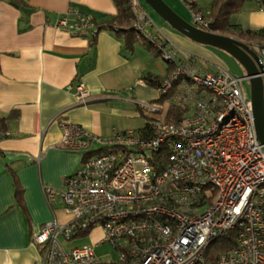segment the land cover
<instances>
[{"label": "built area", "instance_id": "obj_1", "mask_svg": "<svg viewBox=\"0 0 264 264\" xmlns=\"http://www.w3.org/2000/svg\"><path fill=\"white\" fill-rule=\"evenodd\" d=\"M129 5L132 28L148 38L147 14L138 0ZM193 18L209 31L201 15ZM53 28L91 39L105 27L71 7ZM160 50L164 61L173 60L168 48ZM258 56L264 101V46ZM179 76L199 88L183 95L195 112L181 125L153 121L143 137L128 131L109 140L64 127L66 148L107 151L88 156L79 171L64 179L59 198L72 219L64 226L48 223L33 237L44 252L42 264H97L94 246L65 250L60 242V237L68 241L95 227L102 230L101 243L116 252L117 263L210 264L205 249L217 239L228 245L234 238L235 246L213 256V264H264V145L257 139L244 88L248 79L222 68L215 75L177 68L173 79ZM75 89L76 100L84 103L90 92L81 83ZM168 89L165 82L163 93ZM45 193L48 199L55 195L50 189Z\"/></svg>", "mask_w": 264, "mask_h": 264}, {"label": "crops", "instance_id": "obj_2", "mask_svg": "<svg viewBox=\"0 0 264 264\" xmlns=\"http://www.w3.org/2000/svg\"><path fill=\"white\" fill-rule=\"evenodd\" d=\"M22 1L25 5L16 8L0 0V264H42L44 252L33 244V237L48 223L64 226L72 219L59 198L64 179L79 171L88 156H97L104 148L94 146L89 153L66 148L62 143L65 126H77L104 140L128 131L143 137L149 133L150 122L164 123L171 105L184 110L179 124H174L181 125L195 112L183 95L187 89L199 88L186 76L173 79L176 69L193 67L210 75L220 68L226 70L209 51L212 47L190 41L164 21L155 23L141 5L150 27L148 38L137 34L157 55L141 43L127 51L123 40L110 29L101 28L94 38L86 39L53 28L71 7L97 22L110 20L116 14L112 0ZM185 1L192 18L193 14L201 15L208 28L213 0ZM261 7L262 0L247 1L232 15L231 32L263 30ZM68 19L74 16L68 15ZM233 38L253 51L254 45L259 49L264 46L263 38L249 42ZM160 48L173 53L172 61H164L167 66L159 60ZM205 63L215 66L214 72L207 71ZM146 76H168L164 83L177 80L175 90L170 91L171 83L165 93L162 87L152 88L146 84ZM77 83L90 92L84 103L76 100ZM162 95L165 99L161 102ZM148 105L156 110L144 107ZM148 122L147 130L140 132ZM47 189L55 192L52 199L47 198ZM102 238L101 228L95 227L85 237L68 241L60 237V242L65 250L94 246L99 263L104 255Z\"/></svg>", "mask_w": 264, "mask_h": 264}, {"label": "trees", "instance_id": "obj_3", "mask_svg": "<svg viewBox=\"0 0 264 264\" xmlns=\"http://www.w3.org/2000/svg\"><path fill=\"white\" fill-rule=\"evenodd\" d=\"M8 2L10 5L20 8L23 7L25 4L22 0H5ZM115 8H116V14L114 17L110 20H105L101 22H96L98 26L104 25L106 29L113 30L114 33L118 38H121L124 42L125 48L127 51L132 52L134 49V46L136 43H141L147 50H149L151 53L154 55H157V51H153L152 48L144 43L142 41L141 37L137 34V32L132 28V25L134 23V15L130 9L129 6V0H112ZM250 0H213L212 4L209 9V14H208V29L210 31L214 32H219L221 34L230 32L232 30V26L230 24V19L232 15L237 14L241 11L243 5ZM183 3H187L185 0ZM194 9V6L192 8ZM196 11V10H195ZM198 12V11H196ZM240 37L245 38L246 40H252L256 38H263L264 39V29L260 30L258 32H242L241 30L237 31ZM158 49V48H157ZM159 51V49H158ZM159 54V53H158ZM169 73L171 74L173 71V67L170 66L168 68ZM168 74V76L170 75ZM164 79H159L156 77H151V76H146L144 78L146 84L152 88L160 89L162 86L161 84L164 83V81L167 80V77ZM171 83V89L170 91L175 90V85L177 84V80ZM170 94V93H169ZM165 99V97L160 98L161 102ZM183 113L184 110L180 109L179 107H176L174 105H171L168 107L167 113L165 117L163 118L164 123H170V124H179L181 119L183 118ZM153 120V119H152ZM3 119L0 118V134L1 131L3 130L2 127ZM149 126V122L145 125V127L140 130V132H144L147 130ZM112 149V148H111ZM101 151L104 150L103 152L107 151L106 149H100ZM99 150V151H100ZM110 150V149H109ZM98 151V152H99ZM113 151V150H110ZM97 151H94L93 153H98ZM20 190H18L19 193ZM19 195V194H18ZM89 233V230L83 231V232H78L77 235L72 236L70 239L74 238H82L85 237ZM233 237V235H232ZM69 239V240H70ZM231 242L227 245L226 243L222 244V240L217 239L215 240L209 248H206L204 251V257L206 262H210V264H213V256H210V249L216 246V244H220L221 247L220 249L222 251L230 250L235 246V239L230 240ZM213 246V247H212ZM97 264H128V262H121V263H114L110 261H102Z\"/></svg>", "mask_w": 264, "mask_h": 264}, {"label": "water", "instance_id": "obj_4", "mask_svg": "<svg viewBox=\"0 0 264 264\" xmlns=\"http://www.w3.org/2000/svg\"><path fill=\"white\" fill-rule=\"evenodd\" d=\"M145 3L173 30L190 41L202 46L220 49L232 56L246 71L250 82L254 128L258 141L264 145V101L263 83L260 74L263 71L259 56L249 46L228 36L203 31L178 17L161 0H144Z\"/></svg>", "mask_w": 264, "mask_h": 264}, {"label": "rangeland", "instance_id": "obj_5", "mask_svg": "<svg viewBox=\"0 0 264 264\" xmlns=\"http://www.w3.org/2000/svg\"><path fill=\"white\" fill-rule=\"evenodd\" d=\"M161 1L168 8H170L178 17L183 19L185 22H187L188 24L194 23L192 15H191L188 7L183 3L184 0H161ZM139 2H140V5L142 6V9L144 11H146V13L153 19V21L155 23H156V21L157 22L163 21V20H161V18L156 13H154V11L145 3L144 0H139ZM215 34H217V33H215ZM218 35H221V34H218ZM225 35H227V36L234 35L233 37L236 36L237 38L240 37V36H237L238 34L235 35L231 31L225 33ZM225 35H222V36H225ZM229 37L233 38L231 36H229ZM235 40H237V39H235ZM246 41L249 42L248 39ZM252 47H253L254 51L259 55L260 54L259 47L256 45H254ZM209 51L220 59L223 67H225L226 70H228L232 76L238 77V78H245L246 77L245 69L232 56H230L229 54L225 53L224 51L216 49V48L215 49L209 48ZM159 60L162 62L163 66H167L166 62H164V60L162 58H160ZM205 64H206V67L205 66L204 67L207 71L214 72V69H216L215 66H213L211 63H205ZM244 88H245L247 94H250V82L248 80L244 81ZM102 246L104 247V251H103L104 255L100 258L102 261L116 260L117 259L116 252L109 245L104 244ZM220 247H221L220 244H216V246L211 248L210 252H209L210 256H215V255L221 253L222 250L220 249ZM106 255H109V256H106ZM207 263H210V262H207Z\"/></svg>", "mask_w": 264, "mask_h": 264}]
</instances>
